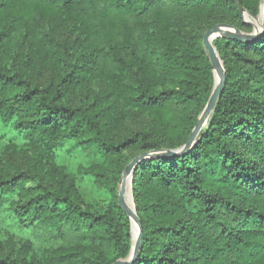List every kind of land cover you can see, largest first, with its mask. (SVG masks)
Listing matches in <instances>:
<instances>
[{
  "label": "trees",
  "instance_id": "trees-1",
  "mask_svg": "<svg viewBox=\"0 0 264 264\" xmlns=\"http://www.w3.org/2000/svg\"><path fill=\"white\" fill-rule=\"evenodd\" d=\"M259 4L0 0V117L35 149L26 166L0 163V199L20 196L15 213L61 242L38 260L28 243L16 254L0 244V264L127 257L129 218L117 200L123 154L188 140L212 84L204 32L222 22L248 27L239 6L254 18ZM213 45L224 81L193 145L143 158L132 172L142 237L127 264H264V28L249 41L220 36ZM65 143L90 158L84 172L109 192L106 202H86L56 165Z\"/></svg>",
  "mask_w": 264,
  "mask_h": 264
},
{
  "label": "rangeland",
  "instance_id": "rangeland-1",
  "mask_svg": "<svg viewBox=\"0 0 264 264\" xmlns=\"http://www.w3.org/2000/svg\"><path fill=\"white\" fill-rule=\"evenodd\" d=\"M261 3L262 0H260L259 14L257 17L252 18L247 13H243V21L248 23V27L232 26H234L243 34H250L260 31L262 23ZM44 24L47 25L48 23L45 22ZM67 31L68 29L66 32ZM211 74L212 90L216 81L213 68ZM48 81L49 74L45 72L42 74L40 82L44 84ZM98 87L99 85L97 83L90 84L88 85V91H93ZM34 152L35 149L32 148V145L29 143L28 139H26L23 134L15 129L13 122H7L2 117H0V163H15L20 166H26ZM136 155L137 153L135 152H125L123 154V162L127 165ZM55 163L58 167L61 166L65 168L67 173L75 179L78 190L86 202L97 204L107 201L109 192L97 187L93 182V178L84 172V169L89 166L90 158L86 157L77 147L73 146L71 143H65L60 146L55 151ZM122 178L123 173L121 174L120 180L117 183V200ZM30 185L31 183H29L27 186ZM126 190L128 191V198L132 201V205L134 207L133 198L131 195V187L127 181L125 186V191ZM19 198L20 196L13 194L4 198L3 200L0 199V244L4 250L13 249L16 254L17 249H19L23 244L28 243L31 248V253L34 255V258L38 260L43 249L57 248L60 246L61 242L58 238L46 237L34 226L26 225L24 223L25 221L22 220V217L18 216L13 210L14 203ZM125 199L127 201L126 194ZM129 225L131 235L130 239L133 245L132 224L130 218Z\"/></svg>",
  "mask_w": 264,
  "mask_h": 264
},
{
  "label": "water",
  "instance_id": "water-1",
  "mask_svg": "<svg viewBox=\"0 0 264 264\" xmlns=\"http://www.w3.org/2000/svg\"><path fill=\"white\" fill-rule=\"evenodd\" d=\"M239 9L243 13H246L242 7L239 6ZM263 28H264V9L262 11V23H261V30L260 31L253 32L250 34H243L240 31H238L234 26H232L228 23L222 22V23H218V24L214 25L212 28H210L204 32L202 39H203V44L205 46L206 54L209 58V61H210V64H211L213 70L216 69L219 72V80L215 81V84H214V86L210 92V95L207 99V102H206L203 110L201 111L188 140L181 147L174 149V150L166 149V150H162L159 152L158 151L157 152H155V151L145 152L141 155L134 157L125 166V168L123 170V178H122V182H121V187H120V190L118 192V203L123 208L124 212L129 216L131 224H132V217L135 219V221L137 223V231H136L134 236L132 235L133 245H132L127 257L124 259H118L113 264H127V263H129L137 255L138 249H139L140 244H141L142 226H141L140 221L138 219V216L136 214L135 208L133 207L134 208L133 212L131 210H129L126 207V199H125L126 181L129 185L131 184L132 172H133L134 168L136 167V163L143 158H158V157H163V156L167 157V156H172V155L183 154L188 148H190L193 145L195 137L197 136L199 131L204 127V125L206 124V121H207L210 113L214 109L215 104H216V102L220 96V91H221V87H222V84L224 81L225 71H224L223 63L220 60V57L218 56V52L213 45V40L217 37H220V36H216V34L222 30V31H226L228 33L227 35H224L226 37H230V38L241 40V41H249V40L255 38L256 36H258V34H260L262 32Z\"/></svg>",
  "mask_w": 264,
  "mask_h": 264
},
{
  "label": "bare ground",
  "instance_id": "bare-ground-1",
  "mask_svg": "<svg viewBox=\"0 0 264 264\" xmlns=\"http://www.w3.org/2000/svg\"><path fill=\"white\" fill-rule=\"evenodd\" d=\"M264 9V0H262V3H261V12L263 11ZM228 33L226 31H219L216 36H224V35H227ZM214 75H215V78H216V81L219 80V72L215 69L214 70ZM125 194L127 196V201H126V207L131 210L132 212L134 211V208H133V205H132V201L128 198V191L126 190L125 191ZM137 231V223L135 221V219L132 217V235L134 236L135 233Z\"/></svg>",
  "mask_w": 264,
  "mask_h": 264
}]
</instances>
